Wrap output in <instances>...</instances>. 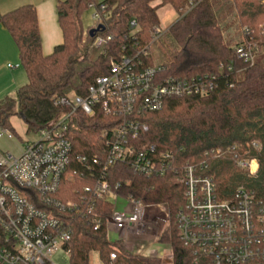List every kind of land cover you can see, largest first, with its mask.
I'll return each instance as SVG.
<instances>
[{
  "label": "trees",
  "instance_id": "obj_1",
  "mask_svg": "<svg viewBox=\"0 0 264 264\" xmlns=\"http://www.w3.org/2000/svg\"><path fill=\"white\" fill-rule=\"evenodd\" d=\"M102 2L108 14L102 34L113 36L103 49L93 46L90 34L84 36L89 26L83 15L97 0L58 2L63 41L49 54L43 52L34 4L0 15L28 77L16 96L0 100V126L13 129L11 118L16 114L29 131L48 126L67 109L55 103L58 98L72 91L85 96L97 77L108 74L112 62L122 54V46L131 42L130 22L135 19L140 26V43L149 44L153 28L160 26L159 8L169 4L179 17L152 45L146 63L164 65L165 75L216 74L217 87L204 96L170 98L161 110L147 112L149 129L142 133L140 147L155 145L158 151L172 153L179 165H207L205 172L214 176L223 199L233 198L239 187H245L264 203V0H202L190 11L188 0ZM244 42L253 47L252 63L237 56L236 48ZM109 120L102 112L89 116L78 109L69 130L76 155H93L103 149L101 132L112 125ZM213 148H221L222 153L206 155ZM237 159H256L258 169L250 173L237 165ZM177 176L174 170L164 176H146L129 164L117 163L110 168L108 180L112 186L120 184L122 196L166 206L168 225L159 243L171 246L174 264H194L193 253L181 242L176 227V214L186 201ZM84 184L79 179L67 184L68 196L75 198ZM99 208L105 215L112 211L105 201ZM92 215L70 217L69 264H90L93 251L103 264H164L162 257L135 252L120 240L110 239L105 225L95 228ZM113 251L114 260L110 257Z\"/></svg>",
  "mask_w": 264,
  "mask_h": 264
},
{
  "label": "built area",
  "instance_id": "obj_2",
  "mask_svg": "<svg viewBox=\"0 0 264 264\" xmlns=\"http://www.w3.org/2000/svg\"><path fill=\"white\" fill-rule=\"evenodd\" d=\"M201 1L188 0L187 11ZM89 8L94 9L95 22L85 37L91 29L105 26L108 16L102 1ZM139 29L133 19L131 42L122 46L108 74L97 77L85 96L72 91L57 99L55 103L67 109L48 126L38 131L27 128L24 133L30 138L14 127L0 126V140L18 141L22 147L18 154L0 149V264H59L54 256L60 252L70 259L67 245L73 215L93 214L95 228L105 225L108 237L123 244L159 224L156 211L168 217L166 206L122 196L120 184H110L109 170L117 163L129 164L146 176H164L171 170L178 174L186 201L176 214V227L181 242L193 253L194 264H264V203L253 191L239 187L233 198L223 199L214 176L205 172L207 165H179L172 153L158 151L155 145L140 147L141 135L149 129L147 112L161 110L173 97L211 93L217 87V76L165 75L164 65L147 64L146 59L166 31L155 26L152 41L142 45L137 38ZM102 31L94 36L95 48L103 49L113 39ZM236 53L245 62L254 61L253 47L247 42L238 45ZM78 109L89 116L102 112L112 124L102 130L103 149L93 155H76L73 149L69 130ZM221 153V148H213L206 155ZM237 165L250 173L258 169L256 159H237ZM78 179L85 184L70 198L67 184ZM104 201L112 206L108 215L99 208ZM163 221L167 223L168 218ZM111 232L122 236L113 239ZM110 257L116 259V252Z\"/></svg>",
  "mask_w": 264,
  "mask_h": 264
},
{
  "label": "crops",
  "instance_id": "obj_3",
  "mask_svg": "<svg viewBox=\"0 0 264 264\" xmlns=\"http://www.w3.org/2000/svg\"><path fill=\"white\" fill-rule=\"evenodd\" d=\"M60 0H0V15L24 4L37 7L45 54L63 41L58 21L57 4ZM18 47L3 23H0V100L6 96H16L17 90L26 84L28 77L20 64ZM12 65L13 67H10Z\"/></svg>",
  "mask_w": 264,
  "mask_h": 264
},
{
  "label": "rangeland",
  "instance_id": "obj_4",
  "mask_svg": "<svg viewBox=\"0 0 264 264\" xmlns=\"http://www.w3.org/2000/svg\"><path fill=\"white\" fill-rule=\"evenodd\" d=\"M103 0H97V2H101ZM94 12L93 8H89L83 15V21L85 26H89L94 24V20L92 19V14ZM158 15L160 19V26L164 29V31H168L169 27L178 19V14L174 10V8L167 4L158 10ZM24 70V69H23ZM25 72V70H24ZM11 124L16 130L21 134V136H25L30 138L31 136L26 135L24 132L27 129L25 121L18 114L14 115L11 118ZM25 134V135H24ZM25 140V139H24ZM0 149L3 151H10L14 154H18L21 152L22 147L18 141H9L7 139L0 140ZM155 220H159V224L155 223L152 230L149 231L146 235L142 237L132 236L128 244H125L128 249L134 250L135 252L146 254V255H154L163 258L164 264H174V258L172 253V248L169 245L159 243V237L163 234L166 229L167 223L164 224V219L168 218L163 214V212H155L153 213ZM111 237L113 239H118L122 236L120 232H111ZM54 259L59 264H69V258L63 252L58 253L54 256ZM90 264H103L100 259L99 253L97 251H93L90 257Z\"/></svg>",
  "mask_w": 264,
  "mask_h": 264
},
{
  "label": "water",
  "instance_id": "obj_5",
  "mask_svg": "<svg viewBox=\"0 0 264 264\" xmlns=\"http://www.w3.org/2000/svg\"><path fill=\"white\" fill-rule=\"evenodd\" d=\"M105 29V26L104 25H99L97 28H93V29H91L90 30V35L92 36V37H94L95 36V34L99 31V30H104Z\"/></svg>",
  "mask_w": 264,
  "mask_h": 264
}]
</instances>
